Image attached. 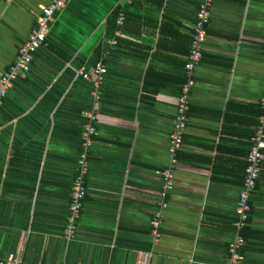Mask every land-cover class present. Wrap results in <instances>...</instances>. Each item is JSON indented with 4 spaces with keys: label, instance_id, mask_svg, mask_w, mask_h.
<instances>
[{
    "label": "crops",
    "instance_id": "crops-1",
    "mask_svg": "<svg viewBox=\"0 0 264 264\" xmlns=\"http://www.w3.org/2000/svg\"><path fill=\"white\" fill-rule=\"evenodd\" d=\"M51 1H0V78ZM199 3L69 0L57 15L48 47L0 102V259L25 237L28 264H139L149 252L151 264H264V162L247 245L236 263L230 251L263 116L264 0H213L171 206L154 242L158 172L169 165ZM99 63L107 73L96 101L84 75L93 78ZM95 101L88 193L69 240L81 134Z\"/></svg>",
    "mask_w": 264,
    "mask_h": 264
},
{
    "label": "built area",
    "instance_id": "built-area-1",
    "mask_svg": "<svg viewBox=\"0 0 264 264\" xmlns=\"http://www.w3.org/2000/svg\"><path fill=\"white\" fill-rule=\"evenodd\" d=\"M2 1V0H0ZM12 1V0H5ZM69 0H52L49 5H42V15L38 27L31 33L28 41L19 48L18 54L14 63L11 65L8 72L0 78V102L7 95L12 87L13 78L17 75L27 77L30 73L32 64L38 51L48 47L49 33L52 24L57 21V15L67 6ZM129 5H132L136 0H125ZM213 0H200L199 9L197 12L196 22L194 25V33L191 42V50L185 65V83L182 87L181 94L177 101V114L174 123V129L170 136L168 159L169 165L166 169L159 171L158 174L163 181L162 189L159 191L160 202L158 208L151 220L155 245L162 238V227L165 222V216L170 208L169 195L175 189V170L177 169L178 153L183 147L184 135L190 124V96L196 84V69L204 57L205 42L207 40V27L211 23V7ZM125 14L120 13L118 24L123 25L125 22ZM116 45V42L113 41ZM107 73L106 66L99 63L94 72L93 78L84 75L93 83L92 96L97 101L98 92ZM83 74V73H82ZM94 102L92 109L86 116L90 117V123L84 127L81 134V149L77 160V174L72 186V201L69 208L67 220L66 236L69 240L75 238L78 222L81 218L84 203L87 198L88 188L87 179L90 172L91 150L94 145V136L96 128L93 125L94 110L98 108V103ZM263 116L260 120L257 134L252 141V148L248 157V168L245 182L242 190H240L236 212L237 218L234 221L235 240L230 244L232 254L231 263H236L240 259L238 254L239 249L247 245V240L244 238L243 231L248 226L251 219L253 205L252 196L258 188V182L263 171L264 162V98L262 99ZM25 250V237H20L17 247L13 253L7 258L0 259V264H28L22 259ZM154 257L153 252L144 253L141 255L139 264H151Z\"/></svg>",
    "mask_w": 264,
    "mask_h": 264
},
{
    "label": "trees",
    "instance_id": "trees-1",
    "mask_svg": "<svg viewBox=\"0 0 264 264\" xmlns=\"http://www.w3.org/2000/svg\"><path fill=\"white\" fill-rule=\"evenodd\" d=\"M119 14V13H118ZM113 28H116L114 25H113Z\"/></svg>",
    "mask_w": 264,
    "mask_h": 264
}]
</instances>
